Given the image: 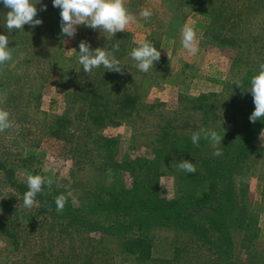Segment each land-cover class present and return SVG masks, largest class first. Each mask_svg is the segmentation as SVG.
I'll return each mask as SVG.
<instances>
[{"label":"trees","instance_id":"trees-1","mask_svg":"<svg viewBox=\"0 0 264 264\" xmlns=\"http://www.w3.org/2000/svg\"><path fill=\"white\" fill-rule=\"evenodd\" d=\"M164 1L203 19V23L197 26L203 41L223 42L234 52L231 71L221 93L204 94L194 101L182 100L178 109L171 113L161 110L163 104H148L146 100L149 90L162 83L166 59L161 54L160 60L147 73L141 72L130 56L131 50L139 45L131 32H118L109 39L105 36L107 34L98 30L92 36L79 34L75 50L70 56H65L61 52L65 36L59 33L61 17L49 19L47 15L52 11L60 14V9L53 7L52 0H40L35 5L37 9L47 5L46 10L38 11L36 17L42 19L41 25L35 28L25 25L23 30L12 32L6 28L9 9L0 0V34L9 37L8 47L12 48V60L0 66V108L4 104L14 107L21 130L29 128L26 111L33 108L40 110L42 90L51 75L57 72L65 111L61 116L46 113L43 116L49 117V133L56 136L54 139L61 152L77 155L79 160L76 164L83 166L96 163L98 159L105 170L111 167L110 156L115 157L113 145L117 140L104 132L112 127L127 125L144 127L152 133L150 142L157 162L148 166L150 172L143 176V181H133L130 191L136 187L155 186L166 174L173 178L174 191L178 195L174 199L153 196L148 217H134L131 221L124 218L108 225L98 222L97 215H92L86 208L77 209L72 204L65 205L58 213L55 203L46 206L41 214L44 221L36 226L4 222L0 225L2 235H15L21 226L25 227L22 233L18 230L16 237V241L21 239V249L28 246L33 234H37L39 240L40 249L36 250V254L20 256L19 260L10 264H211V259L203 257L208 254L214 258L221 257L227 249H234L235 221L222 224L216 219H209L198 223L194 214L207 210L208 204L216 201L223 191L237 190L239 185L226 181V177L230 173L245 176L249 170L240 171L239 175L235 173L239 167L244 169L250 159L256 162V156L263 152L255 145L264 129V120L250 122L255 105L248 89L251 78L260 70L259 65L264 63V0ZM183 17L185 19L186 14ZM163 38V34L151 30L145 40L161 52ZM81 41L88 42L93 51L98 47L112 51L113 46L118 44L119 50L114 55L123 66V74L108 71L103 66L90 73L84 72L78 61ZM12 62L20 67L13 69ZM201 129L216 131L223 136L219 145L221 156L213 155L216 149L210 140L203 138V134L198 147L192 143V134ZM229 156L235 159L231 163L235 165L233 168L228 167ZM181 160L194 163L196 173L187 174L179 170ZM0 172L8 179L7 183L23 196L27 188L13 178V170L3 160H0ZM97 185L106 186L102 179H98ZM88 194L96 209L107 205L99 189L94 195L92 192ZM234 195L229 200L230 205L241 202L238 194ZM54 200L50 197L45 203ZM181 203L188 207L179 210ZM155 229L169 231L171 237L186 235L185 246L173 244L171 259L155 256L157 245L152 237ZM27 231L30 234L28 237ZM196 235L201 245L196 248V254L186 259L183 254L190 252V241ZM215 235H218L216 243L210 239ZM117 237L120 239L112 246L105 243L110 241L109 238ZM244 237H248L247 231ZM254 256L257 264L262 262L261 251L257 250ZM229 259L232 262L235 260L233 257ZM241 260L246 264L249 259L245 254Z\"/></svg>","mask_w":264,"mask_h":264},{"label":"rangeland","instance_id":"rangeland-1","mask_svg":"<svg viewBox=\"0 0 264 264\" xmlns=\"http://www.w3.org/2000/svg\"><path fill=\"white\" fill-rule=\"evenodd\" d=\"M125 4L135 16V22L125 31L131 32L137 43L144 41L151 30L164 35L161 54L166 59V70L161 77L162 83L149 90L146 99L148 104L161 103L164 105L161 110L171 113L178 109L182 100L194 101L201 95L219 94L223 91L222 87L231 71L234 52L223 42L203 41L202 33L197 29V26L203 23L202 18L187 14L185 8L177 9L164 0L133 2L125 0ZM145 9L151 12L148 18L140 15ZM184 14L187 16L185 19ZM47 15L49 19L60 17V14H54L53 11ZM185 24L192 26L197 33L199 51L196 54L189 53L181 44V31ZM95 32L96 30L91 28L78 26L74 38L65 36L61 52L65 56H70L79 34L92 36ZM59 33L61 34V31ZM11 66L13 69L20 67L16 62H12ZM58 81L59 75L54 72L49 83L42 90L40 110L33 108L26 111L25 117L26 121L30 122V125H27L29 128L21 130V123L16 121L18 116L14 115V107L1 104V108L4 107L3 109L9 111L13 126L0 132V160L13 170V178L26 188L29 175L51 178L53 184L50 189L45 185L42 193L36 197L37 204L31 209H25L22 207L23 196L7 183L8 179L0 172V225L14 221V223L22 222L36 226L44 221L42 211L47 205L54 204L55 200L48 204L45 202L50 197L56 198L62 192L68 199L66 205L72 204L77 209L86 208L92 215L93 213L97 215L98 222L106 225L110 222L117 223L124 218L131 221L134 217L140 219L148 217L150 215L148 209L152 206L150 200L153 196L162 199H174L178 196L174 191L173 178L166 174L161 176L155 186L152 184L150 188L136 187L135 190L130 191L133 181L140 179L143 181V176L150 172L148 166L157 162L150 142L152 133L144 127L127 125L120 128L112 127L104 132L105 135L117 140L113 145V150H116L115 157L110 156L111 167L105 170L98 159L96 163L83 166L76 164L79 160L77 155H66L61 152L54 139L56 136L49 133V117L43 116V113L49 116H61L65 111L64 96L58 88ZM255 146L263 149L262 154L256 156V162L250 159L244 165V169L243 166L239 167L235 174L239 175L240 171L244 170L249 172L241 177L232 173L228 178L226 177V181H234L236 186L239 185L237 190L223 191L216 201L208 204L207 210L194 214L198 223L209 219H216L222 224L235 221L237 229L233 233L234 249H227L226 253L216 257L217 259L209 254L204 256L203 258L211 259V264H244L241 257L245 254L249 259L246 264H257L254 256L257 250L261 251L262 255V262L259 264H264V129ZM102 157L98 158L102 160ZM229 159L228 167L233 168L235 165L231 163H234L235 159ZM98 179H102L106 186L99 187ZM96 189L105 196L107 205L103 209H96L88 194L92 192L94 195ZM234 194H238L237 197L241 202L230 205L229 200L234 198ZM54 207L56 208L55 204ZM187 207L188 205L181 203L179 210H185ZM240 221L243 223L242 226ZM155 227L158 226L153 228ZM23 229L25 227L21 226L18 230L22 233ZM18 230L15 235L0 234L2 264L16 262L20 256H32L40 249L37 234L31 236V241L24 250L21 249V239L16 241ZM246 231L248 237L245 238ZM152 233L157 245L154 249L155 256L161 258L171 259L173 244L178 246L186 244V235L171 237L169 231L162 229H155ZM29 235L27 231L26 237ZM198 238L199 236L196 235L193 241H190V252L183 254L186 259L196 254V248L201 245L200 241L198 243ZM109 239L110 241L107 240L105 243L112 246L111 244L118 242L120 237ZM210 239L216 243L218 235ZM231 257L235 258L233 262L229 259Z\"/></svg>","mask_w":264,"mask_h":264},{"label":"clouds","instance_id":"clouds-1","mask_svg":"<svg viewBox=\"0 0 264 264\" xmlns=\"http://www.w3.org/2000/svg\"><path fill=\"white\" fill-rule=\"evenodd\" d=\"M5 8L9 9L6 13V28L9 32L13 30H23L25 25L35 28L43 23L42 19H37L38 11H44L47 5H42L37 9L36 4L40 0H2ZM53 7L60 9L61 34L68 38H74L78 26H85L93 30L103 32L108 39L115 37L116 33L124 32L131 24L135 22V16L129 11L125 0H52ZM140 15L148 18L151 12L143 10ZM9 37L0 34V66H4L12 60V51L9 45ZM181 44L191 54L199 51L198 39L195 29L185 24L181 31ZM75 50V49H73ZM119 50V45H114L112 51L104 48H96L94 51L91 45L86 41L79 43L78 61L83 66L86 73L103 66L111 72L123 74V66L115 57L114 52ZM130 56L137 62V67L141 72L147 73L156 62L160 60L161 52L149 41L144 40L131 50ZM258 74L251 78V92L254 111L249 120L255 123L258 120H264V63L259 65ZM243 88L242 85H237ZM13 126L9 111L0 108V132H4ZM203 138L210 140L212 146L216 149L214 156H221L222 151L219 148L223 136L216 131L201 129L194 132L191 141L197 147L199 141ZM178 169L187 174H195L197 169L194 163L188 160H181ZM53 184L51 178L41 175H29L27 177V191L23 195L22 207L31 209L37 204L36 197L42 193L45 185L50 189ZM67 203V197L60 194L55 198L57 212H62Z\"/></svg>","mask_w":264,"mask_h":264}]
</instances>
